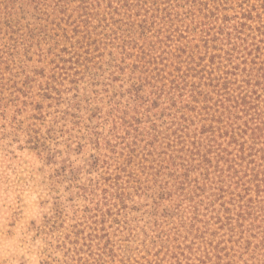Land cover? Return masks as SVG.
Instances as JSON below:
<instances>
[{
    "label": "rangeland",
    "instance_id": "rangeland-1",
    "mask_svg": "<svg viewBox=\"0 0 264 264\" xmlns=\"http://www.w3.org/2000/svg\"><path fill=\"white\" fill-rule=\"evenodd\" d=\"M263 61L264 0H0V264H264Z\"/></svg>",
    "mask_w": 264,
    "mask_h": 264
},
{
    "label": "trees",
    "instance_id": "trees-1",
    "mask_svg": "<svg viewBox=\"0 0 264 264\" xmlns=\"http://www.w3.org/2000/svg\"><path fill=\"white\" fill-rule=\"evenodd\" d=\"M264 62V61H263ZM253 93V92H252ZM251 93V94H252ZM251 97V98H250ZM250 98V99H249ZM241 100V101H239ZM236 106L235 108L238 110L239 113H242L239 117V113L235 112L233 109L229 111L231 115L234 116L235 121H241L242 123L238 127L239 135L240 137L244 138L245 141H250V149L251 152L257 151V153H261V157L264 159V96L259 93V91H254V94L252 96H249L248 94H241L236 101H234ZM234 123V122H233ZM234 142L240 141V138H235L234 135L232 136ZM244 143H242V146ZM213 147V146H212ZM214 148V147H213ZM225 152V149L220 150L219 155H223ZM209 154V153H207ZM205 159L201 162H198L196 165H188L187 174L185 181L188 180L190 172L195 169L196 167H201L204 162L207 163V167L205 168L206 172L201 173L203 177L205 178L203 180L204 184H207L210 182V185L212 186L214 183L217 184L216 187H220V189L223 188L224 185V179L219 178L218 182L214 179H211L210 176V168L212 167V160L210 158L204 157ZM223 158V157H221ZM240 160H244L245 157L241 156L239 157ZM238 159V160H239ZM221 160H219L220 162ZM252 161V160H251ZM255 160H253L254 162ZM225 164L228 162V165L223 166H216L215 170L219 172L220 174L224 172L229 173V177L231 176V171L233 170V175L237 176L239 173L238 170H236V165H242V163L238 162L236 163L234 159H224ZM257 163V162H256ZM260 172V173H259ZM262 174V176H261ZM249 174H246L242 176V178H239V180H243L244 177H248ZM253 182H255L256 187L258 189V192H261L262 187L264 186V168L258 169L256 165L252 167V176L248 177V181L244 182V185L247 184V186L243 187L245 192L248 194L250 190H252V187L250 186ZM218 183L220 185H218ZM238 183V182H236ZM184 184V182H182ZM195 187L196 189H200L201 191L204 190V186L200 184L198 180H195ZM196 196H199V194H196ZM191 200H193L191 198ZM249 215L251 212L248 213ZM247 219V218H246ZM258 227V226H257Z\"/></svg>",
    "mask_w": 264,
    "mask_h": 264
}]
</instances>
